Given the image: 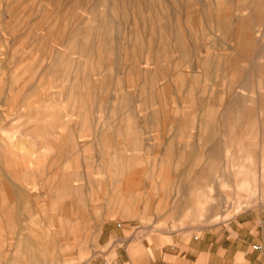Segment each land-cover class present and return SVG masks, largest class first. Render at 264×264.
I'll use <instances>...</instances> for the list:
<instances>
[{
  "label": "rangeland",
  "instance_id": "1",
  "mask_svg": "<svg viewBox=\"0 0 264 264\" xmlns=\"http://www.w3.org/2000/svg\"><path fill=\"white\" fill-rule=\"evenodd\" d=\"M263 36L264 0H0V264H259Z\"/></svg>",
  "mask_w": 264,
  "mask_h": 264
},
{
  "label": "crops",
  "instance_id": "2",
  "mask_svg": "<svg viewBox=\"0 0 264 264\" xmlns=\"http://www.w3.org/2000/svg\"><path fill=\"white\" fill-rule=\"evenodd\" d=\"M153 229H146L145 233L153 236ZM104 246H107L110 240L123 241L126 234L116 233V229H104ZM146 243L144 248L133 247L131 251L127 250L122 244H114L113 250L106 252L102 256L94 259L90 264H196V261H190L176 254H167L159 243Z\"/></svg>",
  "mask_w": 264,
  "mask_h": 264
},
{
  "label": "bare ground",
  "instance_id": "3",
  "mask_svg": "<svg viewBox=\"0 0 264 264\" xmlns=\"http://www.w3.org/2000/svg\"><path fill=\"white\" fill-rule=\"evenodd\" d=\"M17 1H18V0H17ZM242 3H243V2H242ZM81 7H82V6H81ZM241 10H242V9H241ZM243 10H244V9H243ZM208 11H209V10H208ZM238 11H240V10H238ZM241 12H242V11H241ZM233 14H234V13H233ZM151 15H152V14H151ZM231 15H232V14H231ZM243 15H244V14H243ZM104 16H105V15H104ZM244 16H245V15H244ZM97 17H98V16H97ZM119 17H121V16H119ZM229 18H230V17H229ZM235 18H236V17H235ZM242 18H243V17H242ZM211 19H212V18H211ZM217 19H218V18H217ZM230 19L232 20V17H231ZM233 19H234V18H233ZM261 19H262V18H261ZM100 20H102V19H100ZM108 20H109V19H108ZM108 20H107V21H108ZM112 20H113V19H112ZM114 20H115V19H114ZM227 20H228V19H227ZM243 20H244V22L247 21V20H245V19H243ZM105 21H106V19H105ZM232 21H234V20H232ZM100 22H101V21H100ZM102 22H103V20H102ZM108 22H109V21H108ZM98 23H99V22H98ZM103 23H104V22H103ZM232 23H233V22H232ZM241 23H242V22H241ZM241 23H240V24H241ZM247 23H248V22H246V24H247ZM111 24H112V23H111ZM111 24H110V25H111ZM242 24H243V23H242ZM100 25H101V24H100ZM110 25H109V26H110ZM112 25H113V24H112ZM232 25H233V24H232ZM113 26H114V25H113ZM240 26H241V25H240ZM242 26H244V25H242ZM86 27H87V26H86ZM106 28H107V27H106ZM111 28H112V27H111ZM112 29H113V28H112ZM242 29H243V27L240 29V31H241ZM246 29H247V28H246ZM243 30H245V27H244ZM87 31H88V30H87ZM107 31H108V30H107ZM111 31H112V30H111ZM111 31H110V33H111ZM240 31H239V32H240ZM246 31H247V30H246ZM92 32H93V31H92ZM241 32H242V31H241ZM241 32H240V33H241ZM107 33H108V32H107ZM108 34H109V33H108ZM108 34H107V35H108ZM249 34H251V33H249ZM92 35H93V33H92ZM235 36H236V33H235ZM235 36H234V37H235ZM95 37H96V36H95ZM95 37H94V42H95ZM105 37H106V36H105ZM263 37H264V36H263ZM77 38L79 39V37H77ZM235 38H236V37H235ZM91 39H92V38H91ZM96 39H97V38H96ZM243 39H244V38H243ZM104 40H105V39H104ZM106 40H107V39H106ZM74 41H75V40H74ZM243 41H244V40H243ZM70 42H72V41H70ZM91 42H92V41H91ZM94 42H93V44H94ZM97 42H98V39H97ZM101 42H102V41H101ZM244 42H245V41H244ZM77 43H78V42H77ZM87 43H88V42H87ZM104 43H105V42H104ZM240 44H241V43H240ZM242 44H243V42H242ZM69 45H70V44H69ZM104 45H105V44H104ZM235 45H236V44H235ZM237 45H238V44H237ZM237 45H236V47H237ZM244 45H245V44H244ZM72 46H74V45H72ZM101 47H103V46H101ZM241 47H243V46L241 45ZM241 47H239V50H241V49H240ZM69 48H70V46H69ZM69 48H68V49H69ZM71 48H72V47H71ZM71 48H70V50H71ZM78 48H79V47H78ZM97 48H98V47H97ZM105 48H106V47H104V50H105ZM234 49H235V47H234ZM236 49H238V47H237ZM177 51H178V50H177ZM237 51H238V50H237ZM57 52H58V51H57ZM64 52H65V51H64ZM73 52H74V51H73ZM105 52H107V51L105 50ZM111 52H112V50H111ZM59 53H62V52H59ZM96 53H97V51H96ZM102 53H103V48H102ZM108 53L110 54V51H109ZM62 54H63V53H62ZM81 54H82V51H81ZM83 54H85V53H83ZM97 54H98V53H97ZM58 55H61V54H57V56H58ZM86 55H87V53H86ZM86 55H85L84 57H86ZM108 56H109V55H108ZM82 57H83V56H82ZM92 57H93V55H92ZM106 57H107V56H106ZM58 58H59V57H58ZM60 58L62 59V57H60ZM67 58H68L69 60H71L68 56L66 57V59H67ZM89 58H90V57H89ZM110 58H112V57H110ZM68 59L65 61V62H67V64H68ZM96 59H97V58H96ZM107 59L109 60V58H107ZM107 59H106V61H107ZM58 60H59V59H58ZM52 61H53V59H52ZM81 61H83V60H81ZM94 61L96 62V60H94ZM44 62H45V61H44ZM84 62H85V61H84ZM103 62H104V61H103ZM108 62H109V61H108ZM108 62H107V63H108ZM70 63H71V62H70ZM89 63H90V62H89ZM109 63H110V62H109ZM49 64H50V63H49ZM72 64H73V63H72ZM84 64H85V63H84ZM95 64H96V63H94V65H95ZM105 64H106V62H105ZM46 65H47V64H46ZM46 65H45V67H46ZM51 65H52V64H51ZM51 65H50V67H51ZM102 65H103V64H102ZM47 66H49V65H47ZM75 66H76V65H75ZM104 66H105V65H104ZM110 66H111V69H112L113 66H112L111 64H110ZM97 67H98V66H97ZM52 68H53V67H52ZM52 68H51V69H52ZM68 68H69V67H68ZM90 69H91V68H90ZM93 69H94V66H93ZM42 71H43V70H42ZM52 71H54V70H52ZM46 72H47V69H46ZM49 72L51 73L50 70H49ZM49 72H48V73H49ZM56 73H57V72H55V74H56ZM60 73H61V72H60ZM60 73H59V75H60ZM55 74H54V75H55ZM57 74H58V73H57ZM54 75H53V76H54ZM59 75H57V76H59ZM63 75H64V74H62V76H63ZM75 75H76V73H75ZM75 75H74V76H75ZM45 76H47V75H45ZM57 76H56V77H57ZM62 76H61V78H62ZM107 76H108V75H107ZM42 77H44V76H42ZM67 77H68V76H67ZM67 77H66V74H65L64 78L66 79ZM68 78H69V77H68ZM77 78H78V77H77ZM52 79H53V78H52ZM59 79H60V78H59ZM65 79L63 80L64 82H65ZM81 79H82V78H81ZM72 80H73V79H72ZM56 81H57V80H56ZM79 81H81V80L79 79ZM94 81H96V80H94ZM38 82H39V81H37V83H38ZM66 82H67V81H66ZM97 82H98V80H97ZM68 83H70V80H69ZM57 84H58V83H57ZM79 84H80V83H79ZM69 85H71V84H69ZM49 86H50V84H49ZM55 86H56V85H55ZM81 86H82V85H81ZM81 86H80V87H81ZM101 86H102V85H101ZM44 87H45V86H44ZM67 87H68V85H67ZM41 88H42V86H41ZM67 89H69V87H68ZM63 90H64V89H63ZM61 91H62V90H61ZM81 91H82V89H81ZM47 92H48V91H47ZM75 92H76V91H75ZM75 92H74V93H75ZM65 93H66V90H65ZM68 93H69V92H67V95H66V96H68ZM81 94H82V93H81ZM42 96H43V95H42ZM42 96H41V97H42ZM227 96H228V95H227ZM44 97H45V96H44ZM74 97H75V96H74ZM37 98L39 99V97H37ZM37 98H35V99H37ZM45 98H46V97H45ZM47 98H48V97H47ZM47 98H46V99H47ZM63 98H64V97H63ZM63 98H62V99H63ZM65 98H66V97H65ZM70 98H71V97H70ZM72 98H73V94H72ZM85 98H86V97H84V99H85ZM49 99L52 100L51 98H49ZM80 99H81V98H80ZM84 99H82V101H83ZM86 99H87V98H86ZM247 99H248V98H247ZM69 100H70V99H69ZM88 100H89V97H88ZM39 101H40V99H39ZM47 101H48V99H47ZM47 101H42V102H43V104H46ZM78 101H79V100H78ZM44 102H45V103H44ZM50 102H51V101H50ZM64 102H65V100H64ZM66 102H67V100H66ZM66 102H65V103H66ZM70 102H72V101H70ZM70 102H69V103H70ZM83 102H85V101H83ZM61 103H62V100H61ZM87 103H88V102H87ZM73 104H74V103H72V106H73ZM87 105H88V104H87ZM194 114H195V113H194ZM202 118H203V117H202ZM11 119H14V118L11 117ZM94 122H95V121H94ZM106 123H107V122H106ZM77 124H78V123H77ZM104 126H105V125H104ZM111 126H112V125L110 124V127H111ZM108 128H109V127H108ZM111 128H112V127H111ZM111 128H110V130H109V131H110V134H111ZM35 129H36V128H35ZM98 129H99V128H98ZM70 130H71V127H70ZM106 130L108 131V129H106ZM1 131H2V130H1ZM95 131H96V129H95ZM95 131H94V132H95ZM101 131H102V130H101ZM104 131H105V130H104ZM67 132H68V131H67ZM96 132H98V131H96ZM90 133H91V132H90ZM107 134H108V133H107ZM110 134H109V135H110ZM112 134H113V133H112ZM112 134H111V136H108V137L111 138V137H112ZM85 135H86V134H85ZM89 135H90V134H89ZM89 135H88V136H84V135L81 136V135H80L81 137H80L76 142H75V140H74V143H77V145L79 146V148H85L86 146L88 147V146H89V145H88V144H89ZM113 135H114V134H113ZM56 136H57V135H55V137H56ZM96 136H97V135H96ZM16 137H17V136H16ZM69 137H71V136H69ZM73 137H74V136H73ZM73 137L70 138V139H72V143H73ZM92 137H93V136H92ZM77 138H78V136H77ZM77 138H76V139H77ZM101 138H102V137H101ZM48 139H49V138H48ZM102 139H103V138H102ZM13 140H14V137H13L12 141H13ZM59 140H60V138H59ZM62 140H63L64 142H66V141L68 140V135H67L66 137L64 136ZM12 141H11V142H12ZM57 141H58V140H57ZM106 141H107V140H106ZM145 141H147V139H146ZM61 142H62V141H61ZM70 142H71V141H70ZM12 143H13V142H12ZM46 143H47V142H46ZM49 143H50V142H49ZM35 144H37V143H35ZM47 144H48V143H47ZM60 144H61V143H60ZM67 144H68V143H67ZM109 144H110V143H109ZM109 144H108V145H109ZM38 145H39V143H38ZM45 145H46V144H45ZM3 146H4V145H3ZM47 146H48V145H47ZM64 146H65V145H64ZM44 147H45V146H44ZM87 147H86V149H85L84 151L87 150ZM90 147H91V145H90ZM106 147H108L107 144H106ZM186 147H187V146H186ZM45 148H46V147H45ZM75 148H76V146H75ZM43 149H44V148H43ZM71 149H73V148H71ZM71 149H70V150H71ZM190 150H191V149H190ZM87 151H88V150H87ZM4 167H5V166H4ZM26 241H27V240H26Z\"/></svg>",
  "mask_w": 264,
  "mask_h": 264
},
{
  "label": "built area",
  "instance_id": "4",
  "mask_svg": "<svg viewBox=\"0 0 264 264\" xmlns=\"http://www.w3.org/2000/svg\"><path fill=\"white\" fill-rule=\"evenodd\" d=\"M252 252L261 257L259 264H264V247L262 245L255 244L252 246Z\"/></svg>",
  "mask_w": 264,
  "mask_h": 264
}]
</instances>
